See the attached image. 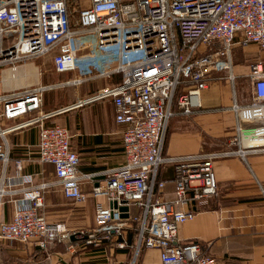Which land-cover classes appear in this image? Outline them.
Wrapping results in <instances>:
<instances>
[{
  "label": "built area",
  "instance_id": "1",
  "mask_svg": "<svg viewBox=\"0 0 264 264\" xmlns=\"http://www.w3.org/2000/svg\"><path fill=\"white\" fill-rule=\"evenodd\" d=\"M250 44L264 50V0H0V69L8 67L13 75L18 65L50 56L54 72L80 76L69 85H81L84 78L119 75V82L88 101L111 100L114 120L124 127L123 165L107 171L101 183L85 192L81 185L92 177L79 173V157L70 150L68 130L44 125L57 114L42 111L43 94L50 88L0 94L2 165L9 162L6 136L39 125L38 160L53 166L55 184L64 197L76 203L88 196L108 202L96 207L90 234L65 231L39 213L50 184L34 185L31 175H22L20 184L28 187L14 201L11 221L0 223V242H34L46 251L80 239L96 243L91 237L101 235L99 241L115 237L114 246L123 249L128 246L125 231L131 222L137 229L131 264L141 249L159 250L162 264H222L202 243L179 241V228L194 219L196 208L217 195L214 162L264 153V142L181 157H164L163 152L170 119L201 109V92L213 74L225 73L232 81L233 46ZM82 51L91 57L80 60ZM249 80V109L260 113L264 108L261 61L249 65ZM179 86L182 92L175 98ZM257 132L263 137V131ZM239 143L237 135L229 146ZM166 165L173 168L169 200L162 199L165 181L158 178ZM15 166L21 170L19 163ZM3 194L1 188L0 197Z\"/></svg>",
  "mask_w": 264,
  "mask_h": 264
},
{
  "label": "crops",
  "instance_id": "2",
  "mask_svg": "<svg viewBox=\"0 0 264 264\" xmlns=\"http://www.w3.org/2000/svg\"><path fill=\"white\" fill-rule=\"evenodd\" d=\"M90 57L86 51L79 54L80 60ZM256 60L261 61L264 67V50L256 45L233 46V80L230 81L225 73L213 74L207 88L201 92V109L191 116L177 114L170 119L164 157L245 149L252 143L264 142V108L260 113L249 109L252 103L249 65ZM6 68L9 71L8 82H14L13 91L38 86L71 88L59 97V108L52 111L57 114L44 125L68 130L70 150L79 157V173L92 177L82 183L83 191L89 192L92 185L105 179L107 171L123 165L124 127L114 120L111 100L88 101L99 90L119 82V75L84 78L81 85H69L68 81L80 77L76 72L59 74L52 69L56 76L64 78L42 84L43 75L37 72L32 61L18 65L13 75ZM5 93L9 92L1 95ZM79 102H83L82 105H78ZM46 104L44 93L42 111L49 113L51 111L46 110ZM235 105L239 107L238 111L234 110ZM38 131L39 125H33L6 136L9 162L6 166L0 162V189L5 190L0 197V223L11 221L14 201L19 200L28 187L20 184L19 178L31 175L34 185L50 184L39 213L65 231L83 230L90 234L95 227L96 207H106L107 200L88 196L84 202L76 203L66 199L55 184L53 166L38 160ZM257 131H263V137H259ZM237 135L240 143L229 146L230 140ZM15 163L20 164L21 170ZM213 165L217 195L206 206L196 208L194 219L179 228V241L202 243L208 253L222 264H264V153L250 152L244 160L239 157L222 158ZM172 176L171 166L166 165L159 170V180L165 181L163 200L173 197ZM126 226L128 234L133 224L128 222ZM100 237H91L96 243L87 244L88 240L81 239L56 244L46 251L39 249L34 242L2 241L0 264H131L135 235L133 242L125 240L128 246L123 249L114 246L115 237L110 242L99 241ZM134 264H162L159 250L141 249Z\"/></svg>",
  "mask_w": 264,
  "mask_h": 264
},
{
  "label": "rangeland",
  "instance_id": "3",
  "mask_svg": "<svg viewBox=\"0 0 264 264\" xmlns=\"http://www.w3.org/2000/svg\"><path fill=\"white\" fill-rule=\"evenodd\" d=\"M37 67V72L41 75L42 84H51L63 79V76H56V74L52 71V63L51 57L46 56L39 59L32 60ZM4 71V72H3ZM9 71L6 67H2L0 69V94L2 92H12V85L14 82H8ZM71 88H51L45 92V99L47 100V104L45 106L47 111H54L59 108L58 99L63 93H67Z\"/></svg>",
  "mask_w": 264,
  "mask_h": 264
},
{
  "label": "trees",
  "instance_id": "4",
  "mask_svg": "<svg viewBox=\"0 0 264 264\" xmlns=\"http://www.w3.org/2000/svg\"><path fill=\"white\" fill-rule=\"evenodd\" d=\"M72 6L69 5V10L71 11ZM72 27H73V19H72V23H71ZM182 92V86H179L176 92V96L175 98H177ZM168 132V131H167ZM167 138V135H166ZM166 143V142H165ZM165 148V147H164ZM137 229L136 226L133 225L132 226V230H129V233L127 234V230L125 231V240H127L129 243L133 242V236L136 235ZM81 240V239H80ZM117 241H121V239H117Z\"/></svg>",
  "mask_w": 264,
  "mask_h": 264
},
{
  "label": "water",
  "instance_id": "5",
  "mask_svg": "<svg viewBox=\"0 0 264 264\" xmlns=\"http://www.w3.org/2000/svg\"><path fill=\"white\" fill-rule=\"evenodd\" d=\"M123 211H126V208H124ZM124 217H126V215H124ZM72 240H73V238H72Z\"/></svg>",
  "mask_w": 264,
  "mask_h": 264
},
{
  "label": "bare ground",
  "instance_id": "6",
  "mask_svg": "<svg viewBox=\"0 0 264 264\" xmlns=\"http://www.w3.org/2000/svg\"><path fill=\"white\" fill-rule=\"evenodd\" d=\"M4 72V71H3Z\"/></svg>",
  "mask_w": 264,
  "mask_h": 264
}]
</instances>
